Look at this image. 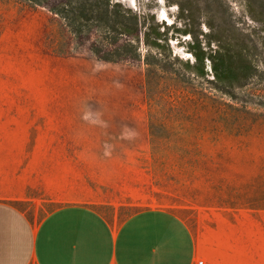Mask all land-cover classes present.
<instances>
[{
    "label": "rangeland",
    "instance_id": "1",
    "mask_svg": "<svg viewBox=\"0 0 264 264\" xmlns=\"http://www.w3.org/2000/svg\"><path fill=\"white\" fill-rule=\"evenodd\" d=\"M107 1L149 13L159 25L174 23L169 34L185 24L199 39L208 31L204 16L176 19V7L165 0ZM220 1L221 13L256 39L257 24L243 0ZM61 2L40 7L0 0V110L84 106L130 110L131 118L118 122L115 113L88 112L91 126L104 135L57 144L45 135L22 139L0 129V201L24 212L34 226L69 204L92 207L115 229L140 211L166 210L191 231L196 262L264 264L261 64L233 98L188 80L181 104L149 109L142 62L97 60L90 51L95 31L75 35L49 11ZM174 39L169 40L173 54L192 60L189 37Z\"/></svg>",
    "mask_w": 264,
    "mask_h": 264
},
{
    "label": "crops",
    "instance_id": "2",
    "mask_svg": "<svg viewBox=\"0 0 264 264\" xmlns=\"http://www.w3.org/2000/svg\"><path fill=\"white\" fill-rule=\"evenodd\" d=\"M3 109L4 134L22 139L45 135L50 144L104 135L91 126L95 122L88 112L115 113L118 122L131 118L130 110L84 106ZM196 258L191 231L170 211L143 210L115 229L92 207L69 204L34 226L24 212L0 201V264H196Z\"/></svg>",
    "mask_w": 264,
    "mask_h": 264
},
{
    "label": "trees",
    "instance_id": "3",
    "mask_svg": "<svg viewBox=\"0 0 264 264\" xmlns=\"http://www.w3.org/2000/svg\"><path fill=\"white\" fill-rule=\"evenodd\" d=\"M27 1L43 7L51 0ZM165 1L176 7V19L191 22L204 16L208 31L200 33L199 39L185 24L184 29L175 28L169 34L168 28L174 23L169 27L159 25L149 13L133 11L120 3L111 6L107 0H63L49 11L63 19L75 35L95 31L96 44L90 46V51L97 60L142 62L149 109L171 110L181 104L182 96L189 92L184 86L188 80L208 83L213 90L233 98L234 92L258 73V63L264 72V0H243L248 17L257 24L256 39L221 13L220 0ZM175 34L191 40L186 50L192 60L173 54L169 40H175ZM178 70L189 76H179Z\"/></svg>",
    "mask_w": 264,
    "mask_h": 264
},
{
    "label": "built area",
    "instance_id": "4",
    "mask_svg": "<svg viewBox=\"0 0 264 264\" xmlns=\"http://www.w3.org/2000/svg\"><path fill=\"white\" fill-rule=\"evenodd\" d=\"M196 264H202V261H197Z\"/></svg>",
    "mask_w": 264,
    "mask_h": 264
}]
</instances>
